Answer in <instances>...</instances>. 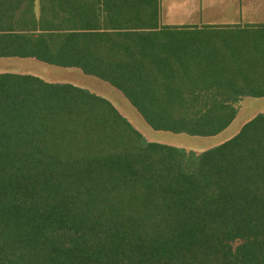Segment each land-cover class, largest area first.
Segmentation results:
<instances>
[{
	"label": "trees",
	"instance_id": "16d2710c",
	"mask_svg": "<svg viewBox=\"0 0 264 264\" xmlns=\"http://www.w3.org/2000/svg\"><path fill=\"white\" fill-rule=\"evenodd\" d=\"M235 27L217 49L237 67L229 85L187 89L230 101L139 109L152 129L213 136L231 102L264 95V24ZM86 74L131 99L118 81L139 73ZM0 264H264V113L196 156L147 142L86 89L0 74Z\"/></svg>",
	"mask_w": 264,
	"mask_h": 264
},
{
	"label": "crops",
	"instance_id": "0c3cea01",
	"mask_svg": "<svg viewBox=\"0 0 264 264\" xmlns=\"http://www.w3.org/2000/svg\"><path fill=\"white\" fill-rule=\"evenodd\" d=\"M205 9L225 11L206 20ZM257 24H264V0H0V74L70 83L107 99L124 117H142L139 109L173 108L170 99H201L187 89L229 85L226 73L237 68L217 51L222 45L193 41L207 34L159 29ZM87 72L139 74L118 81L131 89L130 99ZM158 88L182 89V96L151 91Z\"/></svg>",
	"mask_w": 264,
	"mask_h": 264
},
{
	"label": "rangeland",
	"instance_id": "374dc122",
	"mask_svg": "<svg viewBox=\"0 0 264 264\" xmlns=\"http://www.w3.org/2000/svg\"><path fill=\"white\" fill-rule=\"evenodd\" d=\"M208 10V13L206 15H203V17H200L201 19H209L210 17H214L217 14H220L221 11H225V9H205ZM180 13V12H179ZM199 16L193 15V17L190 19L192 22H196V24H200ZM235 26L233 27H227V28H206V26H183L179 28V31L183 33H192L193 35H196L197 37H203L205 36L206 39L201 40L200 38L195 39L193 41L195 42H203L206 44H217L220 45L221 43H226L229 39H231L229 36L237 35V33L241 34L242 32L240 30H235ZM240 29L241 26H238ZM223 30V31H222ZM243 30V29H241ZM242 36V34H241ZM193 41H187L192 42ZM207 50H212L207 47ZM93 79V78H90ZM110 87V86H107ZM109 89V88H108ZM110 89H112L110 87ZM198 97H201V99H196L197 105L193 106H186L190 108L193 112H203V110L207 109L212 103L219 101L220 103H228L230 99H209L208 95L206 94H198ZM190 103V102H189ZM195 103V102H194ZM211 103V104H210ZM233 108H235V116L232 120V122L220 133L213 135V136H192L185 133H173L169 131H162V130H154L152 129L141 116L138 115H126L125 118L130 122L133 128H135L142 137L147 142H156V143H162L170 146H175L180 149H182L185 153H193L196 156H198L200 153H202L205 150H208L227 139L234 136L241 126L247 122L249 119L253 118L256 113L258 112L257 108H260L261 111L264 112V99H242L237 102H231ZM172 107V105H171ZM124 117V116H123ZM124 139L122 140V142ZM241 241L234 240L228 245H230V249L233 253H236L237 246L240 244ZM18 253V249L15 250V255Z\"/></svg>",
	"mask_w": 264,
	"mask_h": 264
}]
</instances>
